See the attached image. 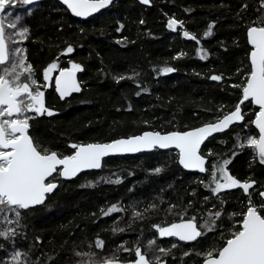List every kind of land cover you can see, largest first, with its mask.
<instances>
[{"label": "trees", "instance_id": "16d2710c", "mask_svg": "<svg viewBox=\"0 0 264 264\" xmlns=\"http://www.w3.org/2000/svg\"><path fill=\"white\" fill-rule=\"evenodd\" d=\"M172 13L183 21L184 30L197 36L210 53L208 59L195 56V40L166 28L165 17ZM16 16L21 17L19 27H27L29 33L22 44L14 46L25 49L37 82H42L43 70L53 61L64 68L68 63L81 66L78 94L62 100L51 85L44 92V103L54 114L28 113L34 117L29 134L41 149L62 157L74 151V144L107 142L145 130L183 131L214 122L235 109L243 95L242 88L234 85H243L241 77L251 70L246 31L264 17V8L261 0H158L150 6L113 0L107 9L81 20L57 0H45L9 6L2 15L5 25ZM210 23L212 35L205 37ZM12 33L6 27V34ZM69 45L73 52L62 54ZM168 67L174 71H161ZM219 75L220 80L211 79ZM249 107L250 101H244L241 110L247 113L242 123L230 128L229 134L208 138L200 152L209 164L215 158H219L216 163L228 159L229 172L240 181L255 180L253 195L263 203L259 193L264 190V164L251 160L252 147L246 145L247 138L256 134L252 126L255 109ZM208 146L211 154L205 153ZM177 159L174 150L154 149L108 157L100 170L72 180L57 176L58 187L46 202L22 210L18 226L8 225L17 227V235L0 238V264H7L16 250L28 253L21 259L31 264H95L113 256L133 261L136 246L153 264L156 256L162 264H200L203 257L196 253L222 246L221 236L226 238L242 219L230 214L243 212L246 194L232 189L222 192V198L214 196L206 187L209 173L188 172ZM158 167L160 173L154 171ZM117 179L119 183L114 182ZM114 204L121 210L104 216L101 210ZM218 210L222 216L214 229L205 230L196 241L160 237L153 227L180 222L182 215L195 216L202 225ZM7 215L15 219L13 213ZM4 228L0 222V230ZM97 238L104 241L102 250L95 248ZM153 239L156 244L149 246ZM173 244L177 247L168 255L158 251ZM120 246L131 251L124 252ZM186 251L191 254L184 256ZM77 252L93 255L77 256Z\"/></svg>", "mask_w": 264, "mask_h": 264}, {"label": "snow or ice", "instance_id": "6c2138e0", "mask_svg": "<svg viewBox=\"0 0 264 264\" xmlns=\"http://www.w3.org/2000/svg\"><path fill=\"white\" fill-rule=\"evenodd\" d=\"M67 8L78 17L91 16L107 8L112 0H62ZM149 4L150 0H141ZM31 5L34 0H0V13L7 11L9 6ZM264 8V0H261ZM20 16L5 25L4 18L0 17V216H3L5 228L0 230V238L11 239L17 235L22 210H28L34 206L46 202L48 194L52 193L58 184L52 182L55 176L72 178L76 177L83 169H99L102 167L101 160L110 154L137 153L143 150H151L156 147L167 149L171 146L179 149V163L185 169H198L205 172V157L200 154V145L214 133L228 129L235 122L244 120L241 112V104L249 101L259 106L252 123L259 132V138L249 136L246 145L253 147L259 161L264 164V17L253 22L247 28L248 44L251 46L249 53L250 71L245 74L246 83L234 85L242 88L243 99L236 105L235 110L223 115L215 123L205 124L202 127L189 131H175L166 134L160 132H144L142 135L121 138L110 143H89L71 145L75 149L72 155L62 156L55 151L41 149L36 139L29 134L30 120L36 115L54 113L44 103V93L40 90L37 80L34 78L33 66L27 62L25 49L15 44H22L28 37L29 29L19 27ZM143 23V21H141ZM259 25V26H258ZM183 26V22L169 18L168 27L176 29ZM6 27L13 30L11 35L6 34ZM213 24L208 25L205 37L212 35ZM18 29V30H17ZM119 31V29H117ZM183 35L192 40L197 36L190 35L185 31ZM15 37L19 39L16 40ZM66 53L73 52L72 46L65 49ZM201 59L205 58L203 49H198ZM57 68L56 63L49 64L43 72L44 80L51 79L50 73ZM81 70L79 64L73 63L70 69H61L59 76L55 77L56 91L61 99L72 92H79L80 86L76 81L75 74ZM164 73L174 71L168 67L161 70ZM118 79H124L119 77ZM213 80H220V76H212ZM25 81V82H22ZM35 86V87H33ZM47 87V85H45ZM245 144H238L243 148ZM232 155H236L235 152ZM230 163L224 159L219 165H213L209 187L213 195L231 190L242 189L248 195L256 184L255 180L240 181L232 176L226 166ZM59 166V167H58ZM156 173L161 168L154 169ZM55 174V175H54ZM119 183V179L114 181ZM203 183V181H201ZM214 185V186H212ZM264 198V191L259 193ZM207 200L208 198L205 197ZM150 205V208H155ZM121 209L112 205L107 211L101 210L104 216H108ZM147 211V209L145 210ZM13 213L15 219H10L7 213ZM135 216L142 215L134 213ZM241 216L242 219L229 230L227 237L221 239L224 243L220 247H213L206 252H197L196 255L203 257V264H264V203L256 204L249 195L246 210L242 213H232L230 216ZM222 216L221 211L210 213V222L198 225L195 216L186 218L181 216L179 223H171L168 226L153 225L160 237H176L179 241L192 242L205 234V230L212 231L216 220ZM209 223L211 226H208ZM238 225V227H237ZM114 232L123 231L113 228ZM39 239V238H37ZM149 246L155 245V239L148 241ZM104 241L99 238L95 241L96 249L104 248ZM2 247V245H0ZM124 252L131 251L120 246ZM171 248H158L163 255L170 254ZM120 249H118L119 251ZM191 252H184L189 256ZM77 256L93 255L76 253ZM28 253L16 250L10 256L7 264H31L30 261L22 260ZM136 259L128 264H153L147 253L142 252L140 246L135 247ZM101 264H121L116 256L110 257ZM155 264H162L161 257H155Z\"/></svg>", "mask_w": 264, "mask_h": 264}, {"label": "water", "instance_id": "95a60500", "mask_svg": "<svg viewBox=\"0 0 264 264\" xmlns=\"http://www.w3.org/2000/svg\"><path fill=\"white\" fill-rule=\"evenodd\" d=\"M42 1H44V0H34V3H38V2H42ZM63 7H65L66 9H67V11L69 12V14L72 16V17H74V18H78V19H81V20H85V19H88V18H90V17H92V16H94V15H96V14H98L99 12H101V11H103V10H105V9H107V8H105V9H103V10H101V11H99V12H97V13H95V14H93V15H91V16H88V17H78V16H75L68 8H67V6L62 2V0H57ZM113 1V0H112ZM140 4H142V5H150V3L149 4H144V3H142L141 2V0H137ZM33 3V4H34ZM1 14V13H0ZM168 27V26H167ZM246 38H247V31H246ZM247 43H248V38H247ZM249 45V44H248ZM250 46V45H249ZM251 47V46H250ZM251 50V49H250ZM249 53H250V51H249ZM249 64H250V59H249ZM67 69H70V68H68V67H66ZM66 68H61V69H66ZM61 69H59L58 71H57V73L55 74V76H54V87H55V77L56 76H59V74H60V70ZM75 78H76V81H77V83L79 84V86H80V91H81V85H80V80H79V78H78V72H76V74H75ZM55 91H56V87H55ZM79 91V92H80ZM79 92H72V93H70L68 96H66V97H64L63 99H67V98H69L70 96H72V95H74V94H78ZM56 94L58 95V97L61 99V97H60V95H59V93L56 91ZM62 99V100H63ZM243 99V98H242ZM255 107H258L259 108V106L258 105H255V104H253ZM235 109H233L232 111H234ZM231 112V111H230ZM241 112H242V110H241ZM227 114V113H226ZM225 115V114H224ZM223 117V116H222ZM222 117L220 118V119H222ZM219 120V119H218ZM217 120V121H218ZM255 120V119H254ZM253 120V121H254ZM217 121H214V122H209V123H215V122H217ZM243 121V120H242ZM242 121H239V122H235V123H233L232 125H230L229 126V128L230 127H232V126H234V125H237V124H240V123H242ZM209 123H205V124H209ZM205 124H202V125H200V126H197V127H194V128H190V129H186V130H183V131H189V130H193V129H196V128H199V127H202V126H204ZM253 126L256 128V126L253 124ZM228 128V129H229ZM228 129H225V130H223V131H220V132H217V133H214L212 136H214V135H216V134H219V133H223V132H225L226 130H228ZM257 129V128H256ZM175 131H179V130H172V131H168V132H160L161 134H166V133H169V132H175ZM183 131H180V132H183ZM257 131H258V129H257ZM144 132H158V131H153V130H145V131H143V132H141V133H139V134H135V135H129V136H123V137H118V138H115V139H112L111 141H107V142H89V143H110V142H112V141H114V140H117V139H121V138H128V137H131V136H137V135H142ZM212 136H210V137H212ZM210 137H207L203 142H202V144L200 145V151H201V148H202V146H203V144H204V142L208 139V138H210ZM258 138H259V132H258ZM89 143H82V144H89ZM154 149H159V150H174V151H176L177 153H178V164H179V166L182 168V169H184V170H186V171H188V172H196V173H199V174H203V173H205V172H200L198 169H185L180 163H179V149H177V148H175V146H171V147H169V148H167V149H160V148H158V147H156V148H154ZM154 149H151V150H143V151H141V152H137V153H124V154H110V155H108V156H106V157H103L102 158V160H101V163L103 164V160L104 159H106V158H108V157H112V156H124V155H135V154H138V153H142V152H150V151H152V150H154ZM74 151H75V149H74ZM74 151L71 153V154H69V155H72L73 153H74ZM200 154H201V152H200ZM202 155V154H201ZM202 156H204V155H202ZM205 157V156H204ZM206 165H207V158L205 157V168H206ZM59 167V166H58ZM101 168H99V169H83L80 173H78L77 174V176L79 175V174H81V173H84V172H87V171H98V170H100ZM76 176V177H77ZM76 177H72V178H64V177H60L61 179H63V180H72V179H74V178H76ZM52 182H54V183H57L58 184V182H56V181H52ZM262 191H264V190H262ZM261 191V192H262ZM51 194V193H50ZM49 195V194H48ZM261 199L263 200V202H264V198H262L261 197ZM37 206H39V205H37ZM34 207H36V206H34ZM33 208V207H32ZM177 223H179V222H177ZM176 238V237H175ZM200 264H203V261L200 263Z\"/></svg>", "mask_w": 264, "mask_h": 264}, {"label": "rangeland", "instance_id": "374dc122", "mask_svg": "<svg viewBox=\"0 0 264 264\" xmlns=\"http://www.w3.org/2000/svg\"><path fill=\"white\" fill-rule=\"evenodd\" d=\"M102 12V11H101ZM2 15H3V13H1L0 14V17H2ZM169 18H174V19H176V20H179V21H182L181 19H178L177 17H176V15L175 14H171V15H166V17H165V21L167 22V20L169 21ZM183 22V21H182ZM185 31H187V32H189L190 33V35H194V33H192V32H190V31H188V30H184V28H179L178 27V29L176 30V32H180L181 33V36L182 37H184V38H187V37H185L184 35H183V33L185 32ZM18 38V37H17ZM17 38H15V39H17ZM187 39H190V38H187ZM192 40V39H191ZM196 41V40H195ZM197 42V41H196ZM21 46V45H20ZM198 49H203V51H204V55H205V58L203 59V60H206V59H208L209 58V56H210V53L206 50V49H204V47L202 46V44L199 42V43H197V48H196V51H195V56H197V57H199V58H201L200 57V55L198 54ZM62 54H69V53H66L65 52V50L62 52ZM52 63H56L57 64V68L56 69H54L51 73H50V77H51V79H49L48 81H45L44 80V75H43V72H44V70H43V72H42V82H38V85L40 86V90L44 93L47 89H48V87H51V85H53V76L55 75V73L59 70V69H61V68H64L60 63H59V61H53ZM51 64V63H50ZM48 66V65H47ZM71 66H72V63H68V68H71ZM249 72V71H248ZM247 73V72H246ZM212 75H218V74H212ZM220 76V75H219ZM241 79L243 80V79H245V75L244 76H242L241 77ZM22 82H25V81H23L22 80ZM244 83H246V79H245V81H244ZM45 85H47V87H45ZM54 86V85H53ZM33 87H35V86H33ZM252 107V106H251ZM251 107H249V109H251ZM49 109V108H48ZM51 110V109H50ZM53 111V110H52ZM55 111H53V113H54ZM46 114V113H45ZM219 117V116H218ZM250 136H253V137H255V138H257V135L256 134H252V135H250ZM251 151H252V155H251V160L253 159V158H256L258 161H259V158H258V155H257V153H256V151L253 149V147H252V149H251ZM213 151H212V147L211 146H208L207 148H206V151H205V153L206 154H211ZM217 160H219V158H215L214 160H212V162L213 163H211V164H209V162H208V165H207V168H206V172H208L209 173V176H210V178H211V173H212V171H213V165H219V164H221L222 162H218V163H216V161ZM226 168H227V170H228V172H229V167H228V165L226 166ZM230 173V172H229ZM231 174V173H230ZM55 175V174H54ZM233 176V175H232ZM56 177L57 176H55V179L54 180H52V181H55L56 180ZM193 178H196L197 176H192ZM249 180V178H244L243 180H242V182L243 181H248ZM212 186H214V185H212ZM232 190V189H231ZM225 191H227V190H225ZM222 192H224V191H222ZM222 192H220V193H218L217 195H214V196H218V197H220V198H222L221 196H222ZM210 193L211 194H213L212 192H211V190H210ZM249 195L251 196V198H252V200H253V202L254 203H256V204H260L258 201H257V199L254 197V195H253V190L251 189L250 190V193L248 194V195H246L245 197H244V202H243V204H244V208H243V211H245L246 210V205H247V203H248V198H249ZM263 201V200H262ZM264 203V202H263ZM219 211V210H218ZM240 213H242V211L240 212ZM191 217H193V216H191ZM210 222V221H209ZM202 225H205V222H203V224ZM208 226H211V224L209 223V225ZM208 251V250H207ZM135 259H136V256H135ZM121 262V264H128V262L129 261H120ZM95 264H101V263H95Z\"/></svg>", "mask_w": 264, "mask_h": 264}, {"label": "flooded vegetation", "instance_id": "af4514ba", "mask_svg": "<svg viewBox=\"0 0 264 264\" xmlns=\"http://www.w3.org/2000/svg\"><path fill=\"white\" fill-rule=\"evenodd\" d=\"M45 1V0H44ZM135 1H137V0H135ZM43 2V1H42ZM138 2V1H137ZM156 2H158V0H150V5L151 4H154V3H156ZM139 3V2H138ZM140 4V3H139ZM142 5V4H141ZM150 5H144V6H150ZM167 26H168V20H167V22H166V28H167ZM169 28V27H168ZM179 28H183V27H181V26H179ZM170 29V28H169ZM171 30H173L174 32L177 30V28L176 29H171ZM250 49H251V47H250ZM57 73V72H56ZM55 73V74H56ZM55 76V75H54ZM54 76H53V85H54ZM54 90H55V87H54ZM56 92V91H55ZM250 101V100H249ZM250 104H251V106L255 109V111H254V116H253V118H252V121L255 119V113L257 112V111H259V108L258 107H255L254 105H253V103H251L250 102ZM247 113V111H242V114L244 115V114H246ZM222 117V116H221ZM221 117H219L218 119H220ZM218 119H216L215 121H217ZM237 125H239V124H237ZM237 125H234V126H237ZM234 126H232V127H234ZM252 126H253V123H252ZM232 127H230V128H232ZM229 128V129H230ZM253 128H254V130H255V132H256V135H257V139H258V131H257V129L253 126ZM226 130L225 132H223V133H219V136L220 135H223V134H229L230 133V130ZM227 132V133H226ZM217 135V134H216ZM218 136V137H219ZM206 157V156H205ZM207 158V157H206ZM207 163H208V158H207ZM206 168H207V165H206Z\"/></svg>", "mask_w": 264, "mask_h": 264}]
</instances>
